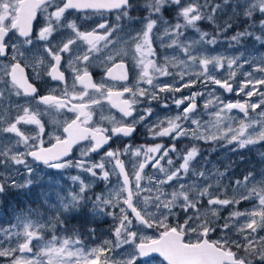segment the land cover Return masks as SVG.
I'll list each match as a JSON object with an SVG mask.
<instances>
[{
	"label": "snow or ice",
	"instance_id": "obj_1",
	"mask_svg": "<svg viewBox=\"0 0 264 264\" xmlns=\"http://www.w3.org/2000/svg\"><path fill=\"white\" fill-rule=\"evenodd\" d=\"M219 15L228 19L218 24ZM222 39L264 47V0H0V203L29 195L44 179L41 165L79 170L73 188L55 192L57 203L43 193L50 216L21 209L0 227V258L137 264L158 254L161 264H264V170L232 179L230 166H197L199 141L232 151L264 142V54H211ZM159 47L173 54L161 61ZM169 101L176 114L150 120L153 102L169 109ZM204 112L212 119L202 121ZM52 113L65 118L48 131L42 117ZM140 125L151 142L113 147ZM244 202L251 206L241 209ZM105 218L108 235L97 239Z\"/></svg>",
	"mask_w": 264,
	"mask_h": 264
},
{
	"label": "rangeland",
	"instance_id": "obj_2",
	"mask_svg": "<svg viewBox=\"0 0 264 264\" xmlns=\"http://www.w3.org/2000/svg\"><path fill=\"white\" fill-rule=\"evenodd\" d=\"M227 19H228L227 15H219L217 23L223 24V22ZM213 27L215 26L210 24L209 22H202V28L204 30L211 31ZM233 34H235L234 30H229L228 32L223 33L222 36L230 37ZM187 35L190 38H198V34L192 30H189ZM217 53L224 54L227 56H234V55H239L240 53H244L245 55H248L251 58L252 56H259L261 54H264V47L260 46L257 43L254 49L251 40H249L245 45H234L233 47H229V41L227 39H222V42L216 46L215 51L212 52L211 54L214 55ZM164 54L170 56L173 54V50L166 49ZM165 55H163V57ZM245 68H248V66L246 65ZM199 87L200 86L198 85L196 90H199ZM223 98L225 100H235V99H239L240 97L234 96L233 94L225 93L223 94ZM253 99H255V97H253ZM257 111H259V109ZM231 115L235 118L236 121L245 119L243 113H240L238 110H233ZM207 116L210 115L207 113ZM162 117L164 118L165 116ZM203 118L204 116L202 115L201 116L202 121ZM211 119L212 117L210 116V120ZM201 144H202L201 155L203 156V159L201 160L200 157L197 158L199 161V164L197 165L198 167L202 165L204 168L213 171L217 168L220 171H225V167L230 166V171L239 169L240 173H242V176L246 174L248 171H253L259 174L260 171L264 170V155H262L264 154V142L254 146H249L248 148L245 149H237L236 151L231 150L234 147V145H227L224 141H220V142L200 141V145ZM211 144L212 147L209 148ZM223 164L225 165L224 167L222 166ZM150 171L151 170H148L146 172H150ZM38 172L41 176L43 171L38 169ZM77 174H79V170L74 173V175ZM242 176H240V178H242ZM230 177L232 179H239V177H234V178L233 176ZM17 178L22 179V177H17ZM73 187H74L73 183H71L70 185L57 183L54 187H49L48 185H42L40 187L32 188L29 197L33 199V201L28 200L26 202H23V201H17L16 199L10 200L9 198V202L7 204H4V202L0 203V227L7 228L10 226V224H14L16 222L15 216L19 214V211L21 209H27V208L37 209L40 213L44 214L45 218H47L48 216L51 215V212L48 209V203H45V197L43 193L51 192L52 196L49 198V202L57 203L55 199V192L61 191V193L63 194ZM104 187L105 184L104 182L101 181L97 183V186L94 189V191L99 192ZM13 192H16V190H13ZM18 195L19 193L13 196L17 198ZM244 203L245 204L242 203L243 205L241 204L240 206L241 209L251 206L248 202H244ZM227 212L228 209L224 211L222 215H227ZM33 219H37V217L33 216ZM105 219L107 223H104L103 221H98L99 227H98L97 239L101 235L103 236L108 235L106 229L112 223V220L111 218H105ZM72 223L75 224L77 223V221H72ZM81 231H85V229H81ZM147 234L151 235L153 233L149 231ZM86 242L91 243L92 241H86ZM161 261L162 260L160 258L153 257L151 259H148V261L147 260L141 261L139 259L137 261V264H161ZM0 264H7V258H0Z\"/></svg>",
	"mask_w": 264,
	"mask_h": 264
},
{
	"label": "flooded vegetation",
	"instance_id": "obj_3",
	"mask_svg": "<svg viewBox=\"0 0 264 264\" xmlns=\"http://www.w3.org/2000/svg\"><path fill=\"white\" fill-rule=\"evenodd\" d=\"M94 19H99V17H95ZM112 19L114 20L115 17L113 16ZM155 44H159V41H155ZM166 48L163 47H159L157 48V52L159 55L160 60H163V55H165ZM98 55H102V54H98ZM99 62L97 61V64ZM90 71L93 72V78L95 80H100L102 78V73H103V69L98 67V66H94L93 68L90 69ZM66 76H68L69 81L71 80V73L67 72ZM130 79H134V77H132V73L130 70ZM162 80H169V77H162ZM55 83V82H52ZM38 87L41 88V92H45L46 88L42 85V84H38ZM164 96H166L167 94H163ZM18 99V98H17ZM199 103L202 105L203 103V98H201V100L199 101ZM170 104V108L169 109H165L161 106V104L159 102H153V108H154V114L153 117L150 118V120H155L157 118H163L162 116H168V115H175L177 112V109H175L174 105H171V102L169 101ZM202 111V108L200 109ZM112 113H115L117 116H119L118 113H116L115 109L111 110ZM13 115H15V110H13ZM104 115H109V109L108 106L105 105V109H104ZM99 116V112L97 113V117ZM203 121H207L210 120V116H207V113H203ZM65 116L64 114H56V113H52V114H46L42 117V119L46 122V128L48 131H51L53 128V124L52 121L53 120H62L64 119ZM207 119V120H206ZM147 129L143 126L140 125L137 127V131L133 134V137L129 140V138H123L122 140H117L115 142V144H113V147H117V146H122L124 143H132L133 145H139V144H143V143H148L151 142L152 138L150 136L146 135ZM10 135V134H9ZM157 142H161V143H168V138H163V139H158ZM189 144V140L188 139H183L181 142L178 143V147L183 149L185 146H187ZM198 146L202 149V144L200 145V141L198 142ZM212 147V144L209 146V148ZM103 150H101V154H102ZM79 153L78 151H76L74 149L73 151V156L78 157ZM203 157V156H202ZM99 156H95V159H99ZM40 170H42V177H44V179L40 182V184L38 185H34L33 188L36 187H40L42 185H48L49 187H54L57 183H63L64 185H70L72 183L70 177L72 175H74L75 172H77L78 170L76 169H69L63 172H58L57 170H53V169H47L45 168L43 165L40 166L39 168ZM151 170L146 169V171ZM0 171H2V169H0ZM44 173V174H43ZM23 179V177H22ZM10 200L16 199L17 201H23L26 202L28 200L33 201V199H31L29 197V195L25 196L22 193H19L18 197H14L13 195L9 197ZM9 198L7 200L4 201V204H7L9 202ZM25 205V204H24Z\"/></svg>",
	"mask_w": 264,
	"mask_h": 264
},
{
	"label": "trees",
	"instance_id": "obj_4",
	"mask_svg": "<svg viewBox=\"0 0 264 264\" xmlns=\"http://www.w3.org/2000/svg\"><path fill=\"white\" fill-rule=\"evenodd\" d=\"M223 167L225 166L224 164L222 165ZM229 174H230V176H233V178L234 177H239L240 178V176H242V173H240V171H239V169H235L234 171H230L229 172ZM243 204H245V203H243ZM242 204V205H243ZM241 206V205H240ZM227 210V209H226ZM225 210V211H226ZM75 221V220H74Z\"/></svg>",
	"mask_w": 264,
	"mask_h": 264
},
{
	"label": "water",
	"instance_id": "obj_5",
	"mask_svg": "<svg viewBox=\"0 0 264 264\" xmlns=\"http://www.w3.org/2000/svg\"><path fill=\"white\" fill-rule=\"evenodd\" d=\"M155 256L159 257L158 254H152V256H150V257H142L141 259H151L152 257H155ZM160 258H161V257H160ZM161 259H162V258H161Z\"/></svg>",
	"mask_w": 264,
	"mask_h": 264
}]
</instances>
